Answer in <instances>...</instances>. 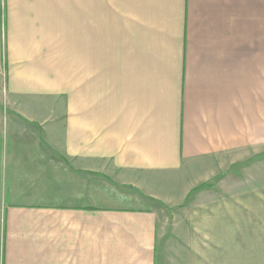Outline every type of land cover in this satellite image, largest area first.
<instances>
[{"label": "crops", "instance_id": "crops-1", "mask_svg": "<svg viewBox=\"0 0 264 264\" xmlns=\"http://www.w3.org/2000/svg\"><path fill=\"white\" fill-rule=\"evenodd\" d=\"M2 72L82 98L10 81L0 264H264V0H0Z\"/></svg>", "mask_w": 264, "mask_h": 264}, {"label": "rangeland", "instance_id": "rangeland-1", "mask_svg": "<svg viewBox=\"0 0 264 264\" xmlns=\"http://www.w3.org/2000/svg\"><path fill=\"white\" fill-rule=\"evenodd\" d=\"M21 82L29 93L28 98H75L81 109V74L76 75H38V74H0V112H11L10 98H17L10 91V81ZM24 96V97H25ZM54 108H57L54 107ZM59 108V107H58ZM76 108V107H75ZM160 238L158 242L159 258L162 264H178L179 257V216L178 213H160Z\"/></svg>", "mask_w": 264, "mask_h": 264}]
</instances>
